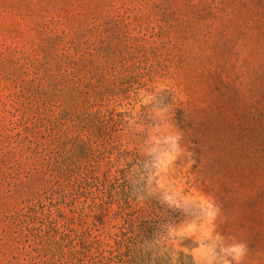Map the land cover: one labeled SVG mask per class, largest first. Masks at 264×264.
Segmentation results:
<instances>
[{
    "label": "rangeland",
    "instance_id": "obj_1",
    "mask_svg": "<svg viewBox=\"0 0 264 264\" xmlns=\"http://www.w3.org/2000/svg\"><path fill=\"white\" fill-rule=\"evenodd\" d=\"M55 33L119 92L59 123L25 74ZM0 126V264H55L27 207L57 264H264V0H0ZM22 129L61 148L55 204Z\"/></svg>",
    "mask_w": 264,
    "mask_h": 264
},
{
    "label": "trees",
    "instance_id": "obj_2",
    "mask_svg": "<svg viewBox=\"0 0 264 264\" xmlns=\"http://www.w3.org/2000/svg\"><path fill=\"white\" fill-rule=\"evenodd\" d=\"M44 27L47 28L48 22ZM67 36L64 33H55L48 37H45L38 46V57L29 63V67L25 72L28 80L31 81L33 89L37 91L36 94L39 98H42V102L39 106L42 108H48L49 111H54L56 108L60 110V115H55L54 119L59 123L62 114L66 111L68 105V110L75 108L81 103H86L88 106H93L95 103L105 102L110 98H114L119 92L109 87L110 77L113 76L111 71L106 70L109 65H112V61L105 57L104 60L100 59V56L90 51H81V45L77 43L75 38L67 41ZM102 60V61H101ZM111 70V68H110ZM135 81L141 80L142 76L137 73L135 76ZM31 85V86H32ZM40 95H44L45 99ZM39 108V107H38ZM25 113V112H24ZM4 127V126H2ZM2 128L0 126V145L4 143V137L1 134ZM41 133L40 130L35 132ZM34 134V135H35ZM18 140L16 141L18 145H28L31 144L32 153L29 157L25 156L23 152L14 153L20 155L16 164L21 167L22 173H27L30 177L41 173V168H44L42 173L44 177L48 178L51 190L57 199L54 204L59 200L62 195L63 183L68 178L69 182H72L71 175L65 177L68 172L63 167V163L60 160L61 148L58 143H53L48 140H43L38 137H34L28 133V130L24 132V129L20 130L18 134ZM43 138V137H42ZM11 148H13L11 146ZM36 155H39L42 159L40 160L41 165L38 163H30L32 171H25V164L22 162H27L28 160ZM14 159V158H13ZM70 174V173H69ZM52 194V195H53ZM52 204V203H51ZM52 204V206H54ZM32 207L23 208V213L20 211L16 213L14 217H11L8 223L13 225L20 224V226H26V230L29 234L33 231L37 232L35 234V239L39 242L36 247V251L39 255L46 257H51L49 262H54L57 264L59 262L60 255L56 253H51L49 249L43 248V237L47 233V227L55 231L53 226L57 227L56 221L46 213H42V221H37L33 219V223L40 225L36 228L30 225V217L35 216L37 212L34 211ZM39 217L37 214L34 217ZM12 220V222H11ZM38 234V235H37ZM55 243V242H52ZM53 245V244H52ZM57 242L55 243L56 246ZM57 249V247H56ZM48 261V260H47ZM48 263V262H47ZM45 264V263H44Z\"/></svg>",
    "mask_w": 264,
    "mask_h": 264
}]
</instances>
